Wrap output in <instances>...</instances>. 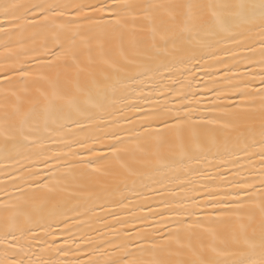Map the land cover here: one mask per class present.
Here are the masks:
<instances>
[{
	"label": "snow or ice",
	"instance_id": "obj_1",
	"mask_svg": "<svg viewBox=\"0 0 264 264\" xmlns=\"http://www.w3.org/2000/svg\"><path fill=\"white\" fill-rule=\"evenodd\" d=\"M0 264H264V0H0Z\"/></svg>",
	"mask_w": 264,
	"mask_h": 264
}]
</instances>
